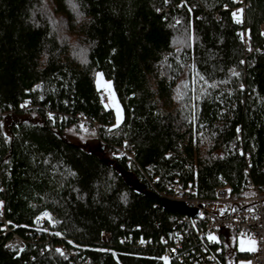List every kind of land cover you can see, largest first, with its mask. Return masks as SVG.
I'll return each instance as SVG.
<instances>
[{"label": "trees", "instance_id": "obj_1", "mask_svg": "<svg viewBox=\"0 0 264 264\" xmlns=\"http://www.w3.org/2000/svg\"><path fill=\"white\" fill-rule=\"evenodd\" d=\"M244 1L237 23L234 0H0V264H234L235 233L199 240L160 190H264V0Z\"/></svg>", "mask_w": 264, "mask_h": 264}, {"label": "built area", "instance_id": "obj_2", "mask_svg": "<svg viewBox=\"0 0 264 264\" xmlns=\"http://www.w3.org/2000/svg\"><path fill=\"white\" fill-rule=\"evenodd\" d=\"M233 12L239 16L240 10L244 7V0H234ZM260 29L264 30V23L260 24ZM240 39L243 45L247 46V35L245 32H240ZM100 97L105 105L108 102L107 93L101 89ZM95 129H98L99 123L92 121ZM116 153H125L132 156L131 151L125 145L118 146ZM248 153L245 152L247 157ZM252 188L253 192L231 198L228 196L227 188L224 185L219 186L214 195L203 197L195 194V187L191 184L184 185L181 180L175 178L169 184H166V189L160 190V193L168 199L182 202L185 206L195 210L196 220L191 229L199 240H212L211 237L217 236L220 229H228L235 234H245L250 236L255 241V251L247 253V264H264V190L259 189L251 181L247 183ZM43 216V215H42ZM43 217H41L42 220ZM185 221H189L187 216H184ZM198 222V226L196 225ZM0 226L8 231V221L4 216L3 210L0 208ZM183 232L175 231V237L172 242H165V249L162 254L163 258L168 260L176 247L180 245ZM162 241L166 239L161 238ZM6 244H14L18 247H23L25 241L18 233H12L5 240ZM199 247L203 248L200 243ZM209 257L195 262V264H207Z\"/></svg>", "mask_w": 264, "mask_h": 264}, {"label": "rangeland", "instance_id": "obj_3", "mask_svg": "<svg viewBox=\"0 0 264 264\" xmlns=\"http://www.w3.org/2000/svg\"><path fill=\"white\" fill-rule=\"evenodd\" d=\"M98 73L102 74V76L98 77L97 76ZM95 83L98 88L103 89L107 93L108 102L106 105L112 107L114 111V123H117L118 114H119L120 119L122 117V108L118 100V97L116 95V92L113 88L111 80L106 78L100 70H97L95 72ZM109 83L111 85L110 88L108 87ZM69 134L73 138H76L77 140H84V139L93 140V137H94L93 130L92 129L89 130L88 126L85 124H80L77 129L71 128V131H69ZM218 153H221V151L218 150ZM229 240L233 244L234 251L243 252V254H239L235 257L234 264H247L246 255L247 253L250 252L247 249L254 247V245L251 243L253 239L250 236L245 235V234H235L234 237L230 236Z\"/></svg>", "mask_w": 264, "mask_h": 264}, {"label": "snow or ice", "instance_id": "obj_4", "mask_svg": "<svg viewBox=\"0 0 264 264\" xmlns=\"http://www.w3.org/2000/svg\"><path fill=\"white\" fill-rule=\"evenodd\" d=\"M240 11H242V10H240ZM233 15L237 18V23H239V22H241L240 21V18H239V16L237 15V13H233ZM234 75H238L237 73H234ZM97 76L99 77V76H102V74H97ZM98 83H99V81H98ZM108 87L110 88L111 87V85H110V83L108 84ZM119 120H120V117H119V114H118V117H117V123H119ZM212 239H215V237H211ZM253 245L255 244V241H252L251 242ZM247 250H249V251H255V248L254 247H251V248H249V249H247ZM249 264H250V262H249Z\"/></svg>", "mask_w": 264, "mask_h": 264}, {"label": "water", "instance_id": "obj_5", "mask_svg": "<svg viewBox=\"0 0 264 264\" xmlns=\"http://www.w3.org/2000/svg\"><path fill=\"white\" fill-rule=\"evenodd\" d=\"M177 203L179 204V206H182L185 210H190L192 214H195V210L192 208H189L187 206H185L182 202L177 201Z\"/></svg>", "mask_w": 264, "mask_h": 264}]
</instances>
